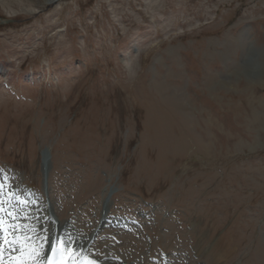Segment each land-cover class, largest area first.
Returning a JSON list of instances; mask_svg holds the SVG:
<instances>
[{
    "label": "rangeland",
    "instance_id": "374dc122",
    "mask_svg": "<svg viewBox=\"0 0 264 264\" xmlns=\"http://www.w3.org/2000/svg\"><path fill=\"white\" fill-rule=\"evenodd\" d=\"M22 181L67 247L110 218V264H264V0H0V182Z\"/></svg>",
    "mask_w": 264,
    "mask_h": 264
},
{
    "label": "bare ground",
    "instance_id": "6f19581e",
    "mask_svg": "<svg viewBox=\"0 0 264 264\" xmlns=\"http://www.w3.org/2000/svg\"><path fill=\"white\" fill-rule=\"evenodd\" d=\"M255 68L256 67L254 65L253 66L251 65V68L249 66L245 70L247 74V80L249 82H254V80L256 79L254 73ZM224 83H225L224 87H228V83L227 82ZM175 101L177 102L178 107L181 108L183 117H186L184 107H186L185 104L188 103L184 101L182 97L180 100L178 96L175 97ZM252 115L254 122H257L258 124L260 121V116L257 115L256 112L254 111ZM237 141H238V145L244 146L241 140L238 139ZM197 145L202 152H204L208 146L206 143L200 140L197 141ZM8 206L9 208L12 209L13 213L15 212V214H13L12 212L8 213L6 209L3 210L0 208V220L4 219V222L0 224V264H40L43 258V254L47 250L50 240L54 238V235H52L50 231L53 229L54 224L52 222H49L48 218L45 216L42 217V220L39 219L38 217H40V215H38L37 212L34 211L30 212L29 209H25V207L21 206L18 203L12 202L9 203ZM6 216L7 218L12 219L16 222L15 228L12 226L6 227L5 224ZM54 219L58 220L57 218ZM60 219L58 220L59 223L61 224L60 229H62L63 227L65 230V226H62L65 224L64 223L65 219H62V222H60ZM111 221L112 220L110 218L105 217L102 226L98 231L102 232L105 225L109 224V222ZM69 222L72 223L76 227V229H79V227L82 224L80 219H75L74 217H72L71 220H69ZM6 223L8 225V221ZM44 224L47 226L48 229L43 227ZM2 225H4L5 227V229L3 230L1 229ZM111 232H113L114 235L119 236L118 229H115V231H111ZM11 234L13 235V239L10 238ZM58 239L64 245L67 244L62 236H60V238ZM106 243H108V246L111 247H113L115 244L109 241H107ZM106 255H105L106 257H104L105 259L106 258L110 259L112 257L111 253L109 252ZM105 259L102 260L103 263H108L105 261ZM81 264H85L84 261H82Z\"/></svg>",
    "mask_w": 264,
    "mask_h": 264
},
{
    "label": "snow or ice",
    "instance_id": "6c2138e0",
    "mask_svg": "<svg viewBox=\"0 0 264 264\" xmlns=\"http://www.w3.org/2000/svg\"><path fill=\"white\" fill-rule=\"evenodd\" d=\"M66 243H70V241H67ZM52 253H53V256L56 255V253H57V248H56V247H53V248H52ZM49 264H56L55 259L50 260V261H49Z\"/></svg>",
    "mask_w": 264,
    "mask_h": 264
},
{
    "label": "water",
    "instance_id": "95a60500",
    "mask_svg": "<svg viewBox=\"0 0 264 264\" xmlns=\"http://www.w3.org/2000/svg\"><path fill=\"white\" fill-rule=\"evenodd\" d=\"M8 21H10V20H2V22H8Z\"/></svg>",
    "mask_w": 264,
    "mask_h": 264
}]
</instances>
